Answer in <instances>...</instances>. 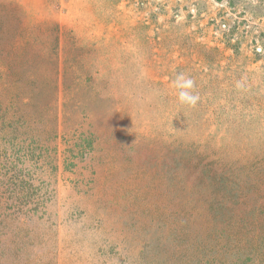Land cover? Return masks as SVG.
I'll use <instances>...</instances> for the list:
<instances>
[{
    "label": "rangeland",
    "instance_id": "1",
    "mask_svg": "<svg viewBox=\"0 0 264 264\" xmlns=\"http://www.w3.org/2000/svg\"><path fill=\"white\" fill-rule=\"evenodd\" d=\"M0 264H264V0H0Z\"/></svg>",
    "mask_w": 264,
    "mask_h": 264
},
{
    "label": "clouds",
    "instance_id": "2",
    "mask_svg": "<svg viewBox=\"0 0 264 264\" xmlns=\"http://www.w3.org/2000/svg\"><path fill=\"white\" fill-rule=\"evenodd\" d=\"M176 87L180 89L178 92V100L181 104L194 106L197 103L199 97L191 91L193 88V81L191 79H184L181 75L177 78Z\"/></svg>",
    "mask_w": 264,
    "mask_h": 264
}]
</instances>
